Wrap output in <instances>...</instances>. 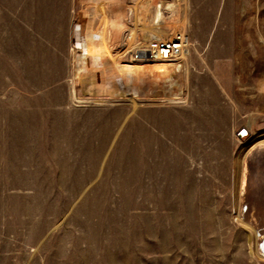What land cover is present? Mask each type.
<instances>
[{
    "label": "rangeland",
    "instance_id": "1",
    "mask_svg": "<svg viewBox=\"0 0 264 264\" xmlns=\"http://www.w3.org/2000/svg\"><path fill=\"white\" fill-rule=\"evenodd\" d=\"M155 3L0 0V264H264V0ZM113 57L182 97L104 87Z\"/></svg>",
    "mask_w": 264,
    "mask_h": 264
},
{
    "label": "bare ground",
    "instance_id": "2",
    "mask_svg": "<svg viewBox=\"0 0 264 264\" xmlns=\"http://www.w3.org/2000/svg\"><path fill=\"white\" fill-rule=\"evenodd\" d=\"M145 3H146L145 6H144L145 7V11H148L151 6H154L156 4L155 0H145ZM161 14L162 13L157 8L156 15L153 17V19L157 18V20L156 19H155L156 21L154 20V22H153V24L151 26V29H147V28H146V30L144 29V37L146 36V37L150 38V37L156 35L155 31L156 32L157 31L162 32L163 31L162 29H166V30L169 29V30L175 31V29H176L175 23L174 24L167 23V22L159 23V18L161 16ZM119 15H120V17H123V13H121ZM178 18L179 17L175 16L173 18V20L175 22H178L179 21ZM173 36H171L169 38H172ZM109 37H110V35L107 36V34L103 33V35L99 37L98 41L92 42L91 44L87 43L85 45L84 56H83L84 58L82 60V66H86V64L88 62V61H86V59L91 58V61H92V59H93V61L94 60L97 61V60L103 58L104 56H106L110 52V49L106 46L107 42H109ZM165 38H167V37H165ZM186 45H188V43ZM144 54H146V55H148L150 57V55L147 53L146 49H144V51L143 52L141 51V53H140L141 56L144 55ZM160 60L161 61H163V60L166 61V59H160ZM161 61L157 60L154 63L152 62L153 64H148V63H146V64H143V63H129V62L121 63L118 59H116L114 57H113V59L111 61H104L105 63H103V64H105V65H104V69L102 70L103 71L102 72V74H103L102 75V80L104 81V87L105 86H111L113 81L116 80L118 82V84L121 85V87L126 91V94H129L130 92H132V95L133 94L137 95L143 89H147V90L151 89L150 84H148L145 81V79H144L145 76L151 77L153 80H155V82L157 81L158 78H160L162 76L165 81L168 80V82H166V83H168L169 86H170L169 87L170 90L168 91V93H170V95H168V96L171 99H177V98L180 99L182 97V93H183L182 90L183 89H181V87H178V86H177L178 87L177 89H173V84L174 83L172 81L173 80L172 73L173 72L176 73L177 71H179V69L174 67V66H171V63H169V62H161ZM96 65H97V63H96ZM92 73H94V72H91L90 74H92ZM96 74H98V73H96ZM99 76L100 75H98V77ZM99 81H101V80H99ZM176 85H177V83H176ZM160 90H161V88H160Z\"/></svg>",
    "mask_w": 264,
    "mask_h": 264
},
{
    "label": "built area",
    "instance_id": "3",
    "mask_svg": "<svg viewBox=\"0 0 264 264\" xmlns=\"http://www.w3.org/2000/svg\"><path fill=\"white\" fill-rule=\"evenodd\" d=\"M186 43L187 38L183 33L175 34L172 38L154 36L145 49L150 58L170 60L183 52ZM261 248L264 252V242Z\"/></svg>",
    "mask_w": 264,
    "mask_h": 264
}]
</instances>
